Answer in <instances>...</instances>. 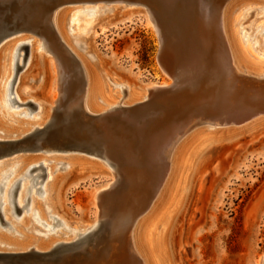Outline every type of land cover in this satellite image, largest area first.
<instances>
[{
    "label": "bare ground",
    "instance_id": "1",
    "mask_svg": "<svg viewBox=\"0 0 264 264\" xmlns=\"http://www.w3.org/2000/svg\"><path fill=\"white\" fill-rule=\"evenodd\" d=\"M177 1L178 0H159L161 3V6H159L165 12V15L164 12H160V16H157L154 11H151L145 3L139 0H0V43L8 39V37L18 35L8 41L6 40L7 42L5 44L0 45V80L2 79L3 88V91L1 90L0 100L2 98L4 105L11 108L14 106L15 99L19 101L32 100L38 105V108H36V115H38L37 118H39V120L36 121V118L33 116V121L27 123L21 131L4 133L0 130V157L10 154L13 156V154L15 155L17 152L29 155L28 157H19L25 158L18 161L21 164L20 168L15 169V167L12 168L10 166L5 170L2 169V178L6 179V181H4L3 192L0 196V206L6 219H9V201L12 202V192L16 181L21 182L20 188L18 189L19 191L16 195L17 202L20 205L21 202L24 201L23 199L25 197H23V193L27 188V180L25 179V181L21 178H23L25 174H28L29 170L34 165H37L35 161L38 158L35 153H50L52 149H54V152L55 150L62 149L47 147L44 142V137L54 126V121L52 120L54 118L52 115L54 116L55 111L56 113L60 111L62 114V117L59 115L58 126L63 131L62 124H65V116L67 113L64 110H60V106L63 95L69 91H66V89L70 87L68 80H72L73 84H79L76 75H83L85 83L84 95L82 94V100L77 98L74 103L77 105L82 102L84 114L91 118L100 117L101 119H106L107 116L118 117L122 111L121 109H123L122 106L131 108V110L127 109L129 115L136 112H140V114L142 113V115H144L147 113V102L145 103V100L149 95H165L171 98L172 102H170V104L174 107V114L170 116V121L166 122L162 117H159L160 119H158L162 123V128L160 129L153 127L154 124L149 125L148 123H144V125H142L146 128L147 141L143 137V139L140 140V147L145 148L147 168L153 169V165H155L154 168L157 170V175L153 181L150 193H145L147 196L143 204L140 203L142 206L140 205V209L137 210L136 215L126 222V224L129 223V227L124 226L125 223H122L120 217H118V220L114 218L111 212H103L102 216H107L106 223L113 224L114 229L111 231L113 235L112 239L122 243L126 254V260L129 264H178V259L172 248L170 229L174 214L183 203L190 176L197 168L198 160L201 159V145L204 144V148L211 144L229 143L240 137L243 133L256 131L264 125V109L257 110L258 107H249L245 105V102L241 105L245 96H239V92H235V89L242 87L245 80L252 82L253 85L251 88L254 90L251 92L252 94L257 91L256 88H258L260 84L264 83V35L258 41L257 45L250 47L247 44L246 49H244L237 39V31L235 30V24L239 16L243 18L251 13V15L241 23V26H244L251 23V20L256 16L257 10L261 12L264 11V0H262V2L258 0H221L216 4L209 1L198 0L200 9L198 18L201 24L206 28L208 37H210L208 44L202 43L203 50L208 53L207 59H205L206 57L201 52V43L198 37L199 31H197V33L195 29H192L193 31L189 29V33L186 35L187 44L185 45L187 53L185 57L182 56L180 59L178 53L183 49V41L181 42L182 38L173 39L171 41L167 39V32H164V29H166L164 21L170 17L168 13H170V11L174 12L177 8ZM82 3L93 4L91 8L94 7V4H102L104 5L103 7H108L107 5L121 6V9L117 12L116 10H119L118 8H108L99 15L98 13L101 12L100 8H102V6L92 9L90 6L87 7L88 9L84 11L89 14V18H92L89 27L86 28L87 30H83L84 33L87 32V35L83 37L80 33L81 35H73L72 39H70L67 37L65 31V21L69 10L66 6ZM123 6L128 7L129 10L125 11ZM252 6H254L253 9L251 8ZM3 7H6L9 11H11V7L16 9L14 12L15 15H12L11 19H7L8 21L2 16V13H4L2 10ZM8 10L6 11L8 12ZM191 11V9L187 8L185 16L183 15V17H181L180 20L183 21L184 24L189 23L185 18L187 15L195 14ZM24 13L26 14L24 15ZM127 13L129 15L131 14V16H134V14H141L149 24H152L160 42L162 57L166 60L167 58L169 59L168 64L172 63L171 61L176 62V64L179 63L174 69H170V66H166L167 69L163 70L166 75L170 76L172 82L159 86L155 83H148L139 87L127 81H118L110 75L112 73H110L108 68H105L103 63L99 60L95 52L96 38L100 35L99 31L104 33L110 26H115L116 24L114 21ZM234 14L235 16H233ZM122 19L123 18H121L119 22L124 24V20ZM127 19L131 18L129 17ZM162 19L164 21H162ZM21 33L32 35V37L36 38L37 43H31L33 38H24L19 35ZM215 39L216 41H214ZM204 40H206V38ZM26 44L30 46L29 57L27 58L25 67H23L21 71L19 70V74L14 81V76L11 75V69L14 71L15 64L18 60L17 57H20L18 56L19 50L21 47H25ZM35 44H38V47L45 55H49L50 58H39L36 54L38 48ZM168 51H172V54H169L170 58L169 55L167 56L169 53ZM4 57H6V61L3 62ZM64 57L70 60V62L68 61L69 63H74L73 68L70 64L66 63ZM206 60L209 62H207L210 64L209 66H206ZM35 67L41 69V73L42 70H44V73L51 76V80L55 82L54 90L56 91V95L52 99L38 98L28 92L29 79H31V83L43 81L42 78L37 80L34 77H29ZM71 68L76 70L75 75L70 74L69 70ZM3 72H5L4 76ZM207 78L214 83L213 85L208 84V88L212 90L209 94L211 95L210 106L212 107L213 115H205L206 110L201 113L198 112V110L201 111L200 109L203 108L202 104L199 108L192 107L194 109L193 112H186V109L184 110L187 106L185 103L186 100L183 99L184 97L182 98L181 91L179 92V90L183 92L184 87L183 89L178 88L184 85L186 89H191L190 91H192L196 82H201V79L204 81ZM66 83L68 84L65 85ZM73 87L75 86L73 85ZM76 88H78L79 91V86ZM123 88L126 90L124 97L125 101H122L119 94V90ZM256 95L258 94L255 93V96ZM255 99L256 98H254V100ZM165 102H167V100H165ZM74 103L72 104L73 107H75ZM179 110L181 114H179ZM125 114L123 116L130 119V117H127L128 115ZM19 115L23 117L27 116L24 112L19 113ZM136 116H139V114ZM110 118L112 119V117ZM133 118L135 117H132L131 120L135 121ZM124 122L118 123L123 126V131L119 132V134L118 132H114L116 130L114 124L111 122L105 123L107 135H105L104 141H112V143L106 145L107 148L104 153L89 149H73L65 145L67 147L66 150H63L65 155L63 157L59 155L56 157L54 156L52 165L47 169L48 174L45 183H43L44 186L42 185L44 202H40L35 194H33L34 196L28 207L29 210H23V214L20 218V220L24 219L25 212H33L35 221L44 224L45 228L51 233L47 236L41 235L42 237H38V240L33 239L34 245L28 244V241L32 239V235H28V233H25L22 237L18 236L16 233V235H14L16 239L14 240L9 237H0L1 249L18 248L17 250L22 252L29 251L32 252L34 256L40 258V264H50L54 259L63 256V254L66 255L79 251L83 252L90 244L92 250L96 248L98 236L95 232L102 234L106 224L104 228L102 227L101 229L96 227V230V219L98 218L96 212L93 220L77 221L73 218L69 219V217L61 211V205L65 201V192L61 190V174L63 171H65V174H70L74 169L80 171H88L91 169L93 173L103 174L106 172V174H109L112 178V173L115 172V166L117 167L119 162L123 161L127 164H138L139 162L136 157L132 155L133 152L130 145V143L136 139L130 137V134L128 135L127 131H125V125L126 128H130V126H127ZM208 128L220 129L211 133L207 132ZM81 130L84 129L81 127ZM83 133L85 134V132ZM117 138H119L120 141L115 143L114 141ZM211 138H213V141H211ZM90 159H92V161H90ZM38 164H41V162ZM101 164L107 169H104ZM60 168L62 169L60 170ZM130 169H132V167ZM134 171V175L136 176L137 171ZM127 174L128 173H126V175ZM84 177L87 176H81V178ZM1 180L2 179H0V181ZM111 181L112 180L109 182L110 184L107 182L105 186L92 193L91 200L93 206L98 205V203L104 199L103 191L113 184ZM75 185H77V182ZM141 189H143V185ZM132 194L134 195L135 193ZM132 194L129 193V196ZM129 204L132 206L130 201ZM132 215L134 214L132 213ZM47 216L59 219L60 226L57 230L52 228V224L48 222ZM103 219H105V217ZM99 221L101 222V220ZM27 224L28 221H25L22 227L25 229ZM125 227H128L127 231L124 229ZM61 236L64 239L59 238ZM22 252L0 251V264H8L12 258H14L15 261L10 262H17L16 260L24 255ZM1 258L6 260L4 261ZM255 264H264V257H260Z\"/></svg>",
    "mask_w": 264,
    "mask_h": 264
},
{
    "label": "rangeland",
    "instance_id": "2",
    "mask_svg": "<svg viewBox=\"0 0 264 264\" xmlns=\"http://www.w3.org/2000/svg\"><path fill=\"white\" fill-rule=\"evenodd\" d=\"M139 1L145 3L147 7L150 8L151 11H154L157 16H160V12H164L160 8L161 3L159 0ZM204 1H209L213 4H216L221 0ZM258 1L262 2V0ZM177 4L178 5L175 11H170V13H168V16L170 17H168L165 21L162 19L166 28L164 29V32H167V39H170L169 41H171L173 39L182 38L181 42L183 41V49H181L180 53H178L180 59L182 56L185 57L187 53V48L185 46L187 44L186 35L189 33V29L191 31H193L192 29H195L196 32L199 31V33H197L199 42L201 43V52L206 57L205 59H207L208 53L203 50L202 45L208 44L210 37H208L206 28L201 24L198 18V15L200 14L198 0H178ZM89 6L91 8L93 4L82 3L78 5L75 4L66 6V8L69 10L67 19L65 21V31L67 37L70 39H72L73 35L80 33L83 37L87 35V32L84 33L83 30L89 27L92 18H89V14L84 10L88 9L87 7ZM101 6V12H97L99 15L108 8H118L119 10H116L117 12H119L121 9V6L107 5L108 7H103L104 5L102 4H94V7L92 8ZM187 8L191 9V12H194L195 14L187 15L185 18L189 23L184 24L180 19L183 17V15L185 16ZM251 8L253 9L254 6ZM2 10L4 11V13H2L3 18L5 20H9L11 19L12 15H15L14 12L16 9L11 7V11H9L6 9V7H3ZM6 10H8V12ZM124 10H129V8L124 7ZM25 14L26 13H24V15ZM250 15L251 13L243 18L239 16L238 21L235 24L237 39L244 49H246L247 44L250 47L257 45L258 41L264 35V11L261 12L260 10H257L256 16L251 20V23L241 26L243 20H246ZM233 16H235V14ZM129 17L131 19H127ZM121 18H123L122 20H124V24L119 22ZM20 21L22 22L21 19ZM114 22L116 25L110 26L107 30H105L104 33L99 31L100 35L96 38L95 44L96 55L103 63L104 67L108 68V71L112 73L110 75L118 81H127L128 83L138 85L139 87L148 83H155L157 86H159L161 84L172 82L170 76L166 75L163 70L167 69L166 66H170V69H174L179 63L176 64V62L171 61L173 63H170L172 65L171 66L168 64L169 59L167 58L166 60L162 57L160 42L152 24H149L141 14H134V16H131V14L129 15L128 13L120 16V18ZM19 35L23 36L24 38H33L31 43H37L36 38L32 37L30 34L21 33ZM17 36L18 35L8 37V39L2 41L0 45L5 44L9 39ZM205 38L206 40H204ZM214 41H216V39ZM35 45L38 48L36 54L39 58H50L49 55L47 56L44 54V52L38 47V44ZM29 50V44H26L25 47H21L19 50L20 54L18 53V56L20 57H17L18 60L15 64L14 71L11 69V75L14 76V81L19 74V70L21 71L23 67H25L27 58L29 57ZM168 52L169 53L167 56L172 54V51ZM64 60H66V63L70 64L72 68L74 67V63L72 62L73 65L69 63L70 60L67 57H64ZM4 61H6V57L3 58V62ZM207 62L208 61L206 60L205 64L206 66H209L210 64ZM36 68L37 67L33 68V72H31L29 77H34L37 80L42 78L43 81L31 83V79H29V86L27 89L28 92L38 98L52 99L56 95V91L54 90L55 82L51 80V76L44 73V70H42L41 73V69L37 68L36 70ZM71 69L69 70L70 74L75 75L76 70ZM4 74L5 72H3V76ZM76 77L79 84H73L72 80H68L70 87L67 88L66 91H69L66 92V94L63 95L61 99L60 110H64L67 113L65 116V124H62L63 131L58 126L59 118L60 116L62 117V114L60 111L57 112L58 114L55 111L54 116L52 115L54 118L52 120L55 122V124L53 122L54 126L44 137V142L46 143L45 145L47 147L62 149L55 150V152L54 149H52V152L50 153H35L38 159L35 161L37 165H34L33 167L36 168L32 169L28 174H25L23 178H21L27 180H25L27 188L23 193V197H25L23 199L24 201H22L20 205L17 202L16 195L19 191L18 189L20 188L21 182L16 181L13 188L14 193L12 194V202H10L8 199L10 209L9 219L5 218L0 206V237H9L10 239L14 240L16 239L14 236L16 233L20 237H22L25 233H28V235H32V239L31 241H28V244L34 245L33 239L38 240L40 237H42L41 235L47 236L49 233H51L47 228H45L44 224L37 223L35 221L33 212H25L24 219L20 220V218L23 214V210H29L28 207L32 197L34 196L33 194H35L40 202H44V198L42 196L44 186L43 183H45L48 174L47 169L52 165L54 156L56 157L59 155L63 157L65 155L63 150H66L67 147L73 149H89L104 153L106 152V145L112 143V141H104L105 135H107L105 123L111 122L114 124V128L116 129H114V132H118L119 134V132L123 131V126L118 123L128 121L127 123H124L127 124V126H130L131 129L129 127L126 128V125L124 129L127 131L128 135L130 134V137L136 139L135 141H132L130 145L133 152L132 155L136 157L137 161L139 162L138 164H127L123 161L119 162L118 166H115V172L112 173V178L109 174H106V172L103 174L93 173V170L91 169L88 171L74 169L73 172H70V174H65V171L62 172L60 181L61 190L65 192V201L61 205V211H63L69 217V219L73 218L77 221L93 220L96 212L98 218L96 219L97 224L95 228H104L105 224L106 227L102 234L95 232L98 237L95 246L96 248L93 250L90 248V244V246L87 247L88 249L85 248L83 252L79 251L66 255L63 254V256L54 259L50 264H129V262L126 260V254L122 243L112 239L113 235L111 231L114 229L113 224L106 223L107 216H102V214L103 212H111V214L114 216V218H117V220L119 219L118 217H120L122 223H125L124 226H128L129 223L126 224V222L136 215L137 210L140 209V205L142 206L144 199L147 196L146 194L150 193L153 181L157 175V170L154 168L155 165H153V169L147 168L145 148L140 147V140H142L143 137L147 141L146 128L142 125H144V123H148L149 125L154 124L153 127L155 128H162V123L159 119L162 117L164 121H170V116L174 114V107L170 104V102H172L170 97H166L165 95H149V97L145 100V103L147 102V113H143L144 115H142V113L140 114V112L131 113V115H129L128 110H131V108L122 106V115L120 113V116L118 117L114 116V118L113 116H107V120L101 119L100 117L91 118L84 114L82 102L77 105L74 103L77 98L82 100L85 86L83 75H76ZM206 80L202 81L201 79V82L199 81L200 83L196 82L194 85L195 89L193 87L194 90L192 89V91H190L191 89H186V86L184 85L178 88L183 89L184 87L183 92L182 90H179V92L181 91L182 98L184 97L183 99L186 100L185 103L188 106L184 108V110L186 109V112H193V108H199V106L202 104L203 108L200 109L201 111L198 110V112L201 113L206 110L205 115H213L212 107L210 106L211 95L209 94L212 92V90H210L208 87L214 83L209 81V78ZM67 84L68 83L65 85ZM73 85L75 87H73ZM77 85L81 90L79 89L78 91V88H76L78 87ZM252 85L253 84L251 81L248 82L245 80L241 88H237L236 86L237 89H235V92H239V96H245L241 102V105H243L242 103L245 102V105H248L249 107H258L257 110L262 108L264 109V83L260 84V86L256 88L257 91H255V93L258 94L256 96L255 93H251L254 91L251 88ZM2 89L1 79L0 94L3 91ZM119 92L120 98L122 101H125V88L119 90ZM186 97L190 98L187 99ZM254 98L256 99L254 100ZM165 100H167V102H165ZM15 101L21 105L14 103V106L11 108L4 105L2 98L0 100L1 132L8 133L11 131H21L27 123H31L33 121V116L36 118V121L39 120V118H37L38 115H36V108H38L36 102L32 100L19 101L17 99H15ZM30 102L33 105L30 106ZM73 103L75 104V107L72 106ZM21 111L27 116L23 117L19 115V113H22ZM125 113L128 115L127 117H130V119L123 116ZM137 113L139 116H136L138 115ZM179 114H181L180 110ZM110 117H112V119ZM132 117H135L133 118L135 121L131 120ZM81 127L84 130H81ZM219 129L220 128H208L207 132L213 133ZM83 132H85V134ZM118 141H120L119 138H117L114 142L118 143ZM211 141H213V138H211ZM203 146L204 144L201 145V159H199V156L197 168L190 176L183 203L179 210L174 214L170 229L173 245L172 248L175 256L178 259V264H255L260 257H264V125L256 131L243 133L240 137L233 140L232 142L211 144L204 148ZM17 153L15 155L13 154V156L10 154L0 157V179H2L0 181V196L3 192V185L5 184L4 181H6V179L2 178V169L5 170L10 166L12 168L15 167V169L20 168L21 164L18 161H21L25 159L24 157L29 156L24 155L21 152ZM20 156L24 157L19 158ZM90 161H92V159H90ZM40 162L41 166L38 164ZM101 165L104 169H107L103 164ZM131 167L133 171L130 169ZM111 168L113 169L112 166ZM61 169L62 168H60V170ZM134 170L137 171L136 176L134 175ZM126 173L128 174L126 175ZM81 176L87 177L81 178ZM110 180H112L111 182H113V184L104 189V191H106L108 194L103 191L104 199H102L98 205L93 206L91 200L92 193L105 186L107 182L110 184ZM76 182L77 185H75ZM142 185L143 189H141ZM138 187L140 193L138 191ZM128 192L130 194H135L129 196ZM140 194L143 196V198ZM132 197L134 201L132 200ZM129 201L132 203V206L129 204ZM131 212L134 215H132ZM104 217L105 219H103ZM47 219L48 222L52 224V228L57 230V228L60 226V221H58L59 219L55 217L52 218L50 216H47ZM98 219L101 220V222ZM25 221H28V224L24 229L22 225ZM128 227H125L124 229L127 231ZM59 238L64 239L62 236ZM17 249L6 248L3 250L0 248V251H15V253L22 252ZM22 253L24 255H22L20 259L16 260L17 262L13 263L40 264V258L34 256L32 252L25 251ZM10 261H15V259L12 258ZM10 261L8 264H13Z\"/></svg>",
    "mask_w": 264,
    "mask_h": 264
},
{
    "label": "water",
    "instance_id": "3",
    "mask_svg": "<svg viewBox=\"0 0 264 264\" xmlns=\"http://www.w3.org/2000/svg\"><path fill=\"white\" fill-rule=\"evenodd\" d=\"M14 103H16L17 105H21L20 103H18L17 101L14 100ZM33 105L31 102H30V106Z\"/></svg>",
    "mask_w": 264,
    "mask_h": 264
},
{
    "label": "flooded vegetation",
    "instance_id": "4",
    "mask_svg": "<svg viewBox=\"0 0 264 264\" xmlns=\"http://www.w3.org/2000/svg\"><path fill=\"white\" fill-rule=\"evenodd\" d=\"M40 166H41V164H40ZM36 167H32L30 170H29V172L32 170V169H35ZM14 193V190H13V192H12V194ZM38 253V252H37Z\"/></svg>",
    "mask_w": 264,
    "mask_h": 264
}]
</instances>
